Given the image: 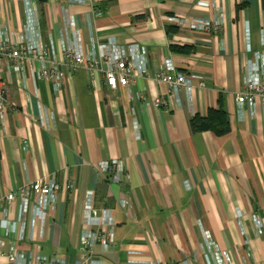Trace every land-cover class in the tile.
<instances>
[{"label": "crops", "instance_id": "crops-1", "mask_svg": "<svg viewBox=\"0 0 264 264\" xmlns=\"http://www.w3.org/2000/svg\"><path fill=\"white\" fill-rule=\"evenodd\" d=\"M169 15L222 16L223 25L200 31L168 25ZM70 16L86 54L98 57L99 45L130 54L144 46L150 60L171 59L200 78L189 94L144 76L112 89L101 71L81 66L56 89L35 79L30 63L24 72L1 68L10 103L0 117L2 250L20 252L25 264H207V233L233 264H264V108L246 104L239 114L236 103L248 60L264 54V0H0L2 30L57 61ZM220 96L231 131H194L192 119L217 109ZM112 160L122 161L120 182L101 167ZM38 179L62 185L55 209L40 217L33 197L18 224L20 199L7 195ZM90 205L113 214L110 249L82 247V236L96 229ZM4 220L15 223L11 232ZM35 251L47 259L36 261ZM0 264L13 263L0 257Z\"/></svg>", "mask_w": 264, "mask_h": 264}, {"label": "built area", "instance_id": "built-area-1", "mask_svg": "<svg viewBox=\"0 0 264 264\" xmlns=\"http://www.w3.org/2000/svg\"><path fill=\"white\" fill-rule=\"evenodd\" d=\"M77 3H88L92 0H72ZM198 5L208 6L205 1H198ZM98 14H100L98 12ZM70 28L66 32L67 47L64 49V57L62 61L53 58L49 59L45 53H39L33 42L24 40L11 34V36L2 30L0 26V69L12 68L16 71L24 72L27 70V63H30V70L35 79H42L51 82L53 87L60 89L63 84L70 80L72 73H75L81 66H87L88 69L94 71L99 70L105 77V84L108 88H117L118 86H129L136 77H150L157 81L167 84L172 92L185 88L187 93L193 87V79L198 78L196 75H187L176 70L171 59L160 62L156 59L150 60L149 51L144 46L134 45L132 52L126 53L122 48L114 44L99 45L97 50L98 57L95 52L86 54L80 43V35L74 26L72 17H69ZM166 23L179 27H189L200 31L221 30L223 25V17H199V16H177L169 15L165 18ZM72 26V27H71ZM33 60H39L40 65L35 67ZM200 78V77H199ZM244 89L236 94V103L239 114L244 110L246 104L254 111L257 102H260L264 108V54H256L254 58L248 60L246 64V72L244 76ZM199 85L204 86V82L199 80ZM161 98L154 101L156 107L162 105ZM10 103L5 96L2 81L0 80V117H4ZM103 171L114 182H120L123 176L122 161L112 160L105 161L101 164ZM71 183H68V186ZM62 185L54 179H38L23 184L17 192L7 195L8 201L20 199L21 217L19 223L23 220L24 212L28 203L35 197V207L39 216L45 217L49 212L53 211L56 206L57 196ZM122 206L126 205L125 200L120 201ZM95 230H87L82 236V247L93 251V246L98 245L100 249L107 250L114 246V218L110 209H102V214L98 215L95 208L88 207ZM22 218V219H21ZM4 228L11 232L15 223L3 221ZM209 239L207 249L211 261L207 264H233L229 257L224 256L218 249L214 239L206 233ZM211 248V249H210ZM212 254V255H211ZM0 257H5L13 264H25L22 260V254L18 251L2 250V240L0 238ZM34 259L38 262L46 260L41 257L38 251H35ZM86 259V258H85ZM209 260V259H208ZM50 264H62L61 259L47 260ZM78 264H91L79 260ZM149 264H169L164 261H151ZM184 264H187L184 262Z\"/></svg>", "mask_w": 264, "mask_h": 264}, {"label": "trees", "instance_id": "trees-1", "mask_svg": "<svg viewBox=\"0 0 264 264\" xmlns=\"http://www.w3.org/2000/svg\"><path fill=\"white\" fill-rule=\"evenodd\" d=\"M43 2L44 0H39ZM174 27L169 26L168 31H172ZM172 50L176 52L180 51H191L188 47H180L172 45ZM192 129L194 131H212L218 136H223L231 131V122L229 117L224 110L223 98L219 97V106L217 109H209L207 116H195L191 121Z\"/></svg>", "mask_w": 264, "mask_h": 264}]
</instances>
